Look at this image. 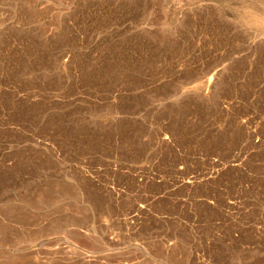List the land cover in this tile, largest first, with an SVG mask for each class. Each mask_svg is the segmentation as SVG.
<instances>
[{
	"label": "rangeland",
	"instance_id": "1",
	"mask_svg": "<svg viewBox=\"0 0 264 264\" xmlns=\"http://www.w3.org/2000/svg\"><path fill=\"white\" fill-rule=\"evenodd\" d=\"M249 16L264 0H0V264H264Z\"/></svg>",
	"mask_w": 264,
	"mask_h": 264
},
{
	"label": "bare ground",
	"instance_id": "2",
	"mask_svg": "<svg viewBox=\"0 0 264 264\" xmlns=\"http://www.w3.org/2000/svg\"><path fill=\"white\" fill-rule=\"evenodd\" d=\"M249 24L250 25H255V26H257V25H260V26H262V25H264V23L263 22H261V20L260 19H257V18H254L253 16H249ZM262 24V25H261ZM214 75V74H213ZM212 82H213V79L211 80V78H209L208 80H206L204 83H203V85H202V89H205L206 90V92L211 88V85H212ZM215 82V81H214ZM241 125L243 126V124L241 123ZM163 142H166L167 140H165V139H163L162 140ZM236 162L237 161H234V163H232V164H230V165H228V166H226V167H222L221 169L220 168H218V169H216L215 171H211L209 174V176L207 175V177H206V179H205V181H214V180H216L217 178H219L220 177V175L223 173V172H225V170L226 169H230V168H235L236 166H237V164H236ZM217 166V165H216ZM139 177V176H138ZM147 179V178H146ZM221 179V178H220ZM145 181H147V180H145V179H143V180H141V179H138L137 180V178H136V182H137V184H141L142 182L144 183ZM202 181V180H201ZM142 183V184H143ZM199 184V182H197V181H191V180H188V179H186V180H182L181 182H180V185L182 186V187H186L187 189H193L194 187H196L197 185ZM144 185V184H143ZM201 185V184H200ZM206 185V184H205ZM140 186V185H139ZM177 187V186H176ZM181 189V188H180ZM187 189H185V190H187ZM143 211H144V208L142 207V206H136L135 208H134V212L131 214V217H130V219L128 218V222L129 221H131V223L130 224H132V225H137V223H138V221L140 220V216L143 214Z\"/></svg>",
	"mask_w": 264,
	"mask_h": 264
}]
</instances>
